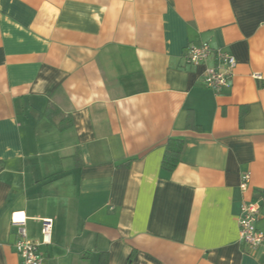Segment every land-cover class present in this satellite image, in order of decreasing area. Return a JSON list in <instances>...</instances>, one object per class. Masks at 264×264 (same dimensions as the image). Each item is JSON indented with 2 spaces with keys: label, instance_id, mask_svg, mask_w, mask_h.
Returning a JSON list of instances; mask_svg holds the SVG:
<instances>
[{
  "label": "crops",
  "instance_id": "obj_1",
  "mask_svg": "<svg viewBox=\"0 0 264 264\" xmlns=\"http://www.w3.org/2000/svg\"><path fill=\"white\" fill-rule=\"evenodd\" d=\"M200 41L235 58L219 93ZM263 200L264 0H0V264L13 218L53 221L46 264H264L236 221Z\"/></svg>",
  "mask_w": 264,
  "mask_h": 264
},
{
  "label": "built area",
  "instance_id": "obj_2",
  "mask_svg": "<svg viewBox=\"0 0 264 264\" xmlns=\"http://www.w3.org/2000/svg\"><path fill=\"white\" fill-rule=\"evenodd\" d=\"M184 64L189 67H198L211 61V65L206 66L202 77V85L207 89L219 93L230 85V79L236 67L235 58L221 50L213 48L208 42L200 41L190 44L184 50ZM249 174L243 175L240 179V189L248 190L250 182ZM264 203V200L262 201ZM261 202H244L240 207V215L236 219L239 227V240L251 251L264 247V233L256 228L257 219L260 216ZM40 239L31 240L27 237L24 229L25 220L23 218H13L12 224L17 226L18 238L14 241L16 256L19 258L18 264H46L45 256L40 248L49 247L52 243L53 221L42 219Z\"/></svg>",
  "mask_w": 264,
  "mask_h": 264
},
{
  "label": "trees",
  "instance_id": "obj_3",
  "mask_svg": "<svg viewBox=\"0 0 264 264\" xmlns=\"http://www.w3.org/2000/svg\"><path fill=\"white\" fill-rule=\"evenodd\" d=\"M166 150L162 156L161 167L165 171H173L180 161V154L182 150V143L179 140H169L166 143Z\"/></svg>",
  "mask_w": 264,
  "mask_h": 264
}]
</instances>
